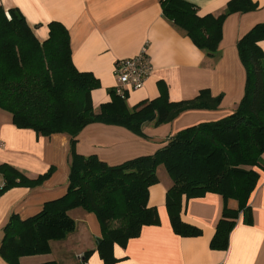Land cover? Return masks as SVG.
<instances>
[{"label": "trees", "instance_id": "obj_1", "mask_svg": "<svg viewBox=\"0 0 264 264\" xmlns=\"http://www.w3.org/2000/svg\"><path fill=\"white\" fill-rule=\"evenodd\" d=\"M160 5L163 17L210 57L216 55L225 18L257 7L251 0H229L219 15L199 16L197 8L184 0H160ZM47 27L48 37L40 43L18 9L0 7V110L9 113L19 129L69 137L67 188L63 196L45 202L38 213L25 219L15 214L9 217L0 240V257L7 264H19L21 257L49 254L51 242L64 241L74 233L76 223L68 212L80 208L93 213L99 223L96 250L100 259L104 264L119 261L112 254L113 245L124 247L139 236L143 226L158 223L155 208L147 203L160 165L171 180L165 207L172 230L179 236L200 234L180 219L182 197L212 193L225 203H237L236 209L224 206L210 241L211 249L224 250L238 213L244 212L245 221H250L249 196L259 179L257 170L264 171V51L258 45L264 40V23L237 41L246 78L243 97L231 114L185 127L153 154L113 166L94 155L75 152L76 138L86 126L116 125L144 137V124L169 123L188 110H216L221 96L212 97L203 89L190 100L170 102L160 95L128 107L125 98L111 90L110 101L95 113L90 94L99 87L98 79L74 67L65 27L54 21ZM51 171L29 179L16 168L0 164V195L19 185L37 186ZM90 253L84 252V262Z\"/></svg>", "mask_w": 264, "mask_h": 264}, {"label": "crops", "instance_id": "obj_2", "mask_svg": "<svg viewBox=\"0 0 264 264\" xmlns=\"http://www.w3.org/2000/svg\"><path fill=\"white\" fill-rule=\"evenodd\" d=\"M184 1L194 5L199 16H217L229 0ZM251 1L257 6L255 10L232 13L223 21L214 57L198 49L183 31L163 17L160 0H0V7L5 11L18 9L40 43L48 37V23L54 21L65 27L74 67L90 72L99 81V87L90 94L95 113L101 104L110 101V91L116 86L115 62L133 58L142 49L150 71L142 87L126 91L128 107L160 95H166L170 102L190 100L203 89L212 97L221 96L216 110H188L169 123L144 124V137L116 125L86 126L76 138L75 152L94 155L113 166L151 155L185 127L219 120L235 110L243 97L246 78L237 41L253 26L264 23V0ZM258 45L264 51V40ZM69 149L67 135L43 136L19 129L12 124L11 115L0 110V164L16 168L29 179L52 168L41 184L15 186L0 195V240L11 215L28 218L38 213L45 202L65 194ZM261 159L264 161V154ZM157 171L160 176L148 189L147 205L155 208L158 223L143 226L139 236L124 247L113 245L112 254L119 259L113 264H264V171L257 170L259 179L249 196L250 221H245L244 212L238 213L224 250L211 249L210 241L224 206L236 209L237 203H225L220 195L212 193L182 197L180 219L199 229L200 234L179 236L172 230L165 207L171 180L163 171ZM2 183L0 175V186ZM68 215L76 223L74 233L64 241L51 242L50 254L21 257L19 264H78L75 257L86 251L91 253L84 264H104L96 250V240L101 238L96 216L79 208ZM0 264L7 263L0 257Z\"/></svg>", "mask_w": 264, "mask_h": 264}, {"label": "built area", "instance_id": "obj_3", "mask_svg": "<svg viewBox=\"0 0 264 264\" xmlns=\"http://www.w3.org/2000/svg\"><path fill=\"white\" fill-rule=\"evenodd\" d=\"M149 71L150 65L145 49H142V51L133 58L116 61L113 73L117 83L113 90L117 95L125 97V93L128 89H138L142 87ZM75 259L78 264H84L83 255H78Z\"/></svg>", "mask_w": 264, "mask_h": 264}, {"label": "rangeland", "instance_id": "obj_4", "mask_svg": "<svg viewBox=\"0 0 264 264\" xmlns=\"http://www.w3.org/2000/svg\"><path fill=\"white\" fill-rule=\"evenodd\" d=\"M157 169H158L159 171H163V173H165V174L167 175V173H166V171H165V169L163 168L162 165L158 166ZM157 169H156V171H157ZM157 172H158V171H157ZM157 175L160 176L159 173H157ZM160 178H162V177H160ZM75 209H77V208H75ZM79 210H82V209L79 208ZM83 211H84V210H83ZM96 242H97V240H96ZM81 246H82V245H81ZM53 249H54V250H53V255H54V253L56 254V250H55L54 247H53ZM50 252H51V251H50ZM49 254H50V253H49ZM71 261H73V258L71 259Z\"/></svg>", "mask_w": 264, "mask_h": 264}, {"label": "water", "instance_id": "obj_5", "mask_svg": "<svg viewBox=\"0 0 264 264\" xmlns=\"http://www.w3.org/2000/svg\"><path fill=\"white\" fill-rule=\"evenodd\" d=\"M100 242V240L99 239H97V243H99Z\"/></svg>", "mask_w": 264, "mask_h": 264}]
</instances>
